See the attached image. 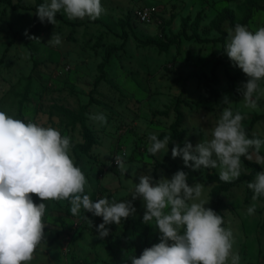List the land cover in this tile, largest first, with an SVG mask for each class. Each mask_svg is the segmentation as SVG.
<instances>
[{
	"label": "rangeland",
	"instance_id": "374dc122",
	"mask_svg": "<svg viewBox=\"0 0 264 264\" xmlns=\"http://www.w3.org/2000/svg\"><path fill=\"white\" fill-rule=\"evenodd\" d=\"M44 2L0 0V111L70 137V155L88 181L84 194L93 201H131L136 212L120 225H106L110 234L102 240V217L83 208L73 216L69 201H41L33 194L36 204H46L45 239L30 264H131L128 256L139 258L161 234L143 223V200H133L130 189L141 175H151L155 184L181 170L190 186L204 185L205 207L225 206L217 214L233 232L240 264H264V196L253 201L247 187L264 171L255 154L251 161L241 158L244 171L227 184L218 179L219 168L193 171L171 155L186 139L193 146L211 139L226 107L244 116L249 138L264 140V98L256 109L244 107L238 89L248 77L223 52L236 24L251 31L264 27V0H101L104 12L95 21L69 20L61 10L56 25L36 15ZM146 8L152 20L139 22L137 13ZM54 33L61 37L59 46L48 44ZM225 97L230 104L223 103ZM58 106L79 118L58 115ZM98 113L107 124L90 118ZM179 117L168 151L151 155L148 135L173 136ZM125 152L129 170L122 175L115 156ZM253 203L255 213L248 215Z\"/></svg>",
	"mask_w": 264,
	"mask_h": 264
},
{
	"label": "clouds",
	"instance_id": "9594fccd",
	"mask_svg": "<svg viewBox=\"0 0 264 264\" xmlns=\"http://www.w3.org/2000/svg\"><path fill=\"white\" fill-rule=\"evenodd\" d=\"M61 10L69 20L87 17L95 21L104 12L101 0H45L38 6L36 15L42 23L56 25ZM29 38L38 40L34 36ZM61 43L57 33L48 41L53 46ZM223 52L248 77L238 89L244 107L256 109L258 101L264 98V88L260 87L264 80V27L251 31L236 24L228 31ZM230 102L225 97L223 103ZM90 118L107 124L103 113ZM243 120L240 111L233 113L231 107L224 108L211 131V139L195 146L186 139L183 147L176 144L171 149L172 158H182L184 165L193 171L219 168V179L226 183L238 179L244 171L242 157L251 161L255 154L256 163L264 166V156L259 155L264 140L249 138ZM148 140L147 151L151 155L168 151L169 136L161 140L150 133ZM71 147V138L62 136L57 129L25 123L0 111V264H30L45 239L46 204H36L33 194L41 201H69L73 216L79 215L83 208L102 217L103 223L97 228L102 240L110 234L106 225H120L135 214L131 201L110 202L107 197L93 201L84 194L88 181L75 165ZM127 155L125 152L115 156L122 175L129 170L125 162ZM132 170L135 176L136 171ZM153 179L149 174L141 175L130 191L133 200H143L146 209L143 223L159 230L160 242L145 248L139 258L128 256L131 264H240L239 254L233 252L232 230L223 227L221 215L205 207L209 201L202 198L203 184L190 186L188 174L183 170L155 184ZM247 187L254 193L253 201L264 196V171L257 172ZM255 210L253 203L247 214L253 215ZM84 218L88 220L87 216Z\"/></svg>",
	"mask_w": 264,
	"mask_h": 264
},
{
	"label": "trees",
	"instance_id": "16d2710c",
	"mask_svg": "<svg viewBox=\"0 0 264 264\" xmlns=\"http://www.w3.org/2000/svg\"><path fill=\"white\" fill-rule=\"evenodd\" d=\"M57 113H58V115H61V116H65V117H68V116H72V117H75L74 118V120L76 121L78 118H79V115H75V114H72L69 110H67V109H65L64 107H62V106H58L57 107ZM180 125V117L178 118V120H177V122L173 125V136H171L170 137V140H169V142H171V141H173L174 139H175V137H176V135L178 134V126ZM219 179V178H218ZM220 182L221 183H223V184H227L226 182H223V181H221L220 180ZM224 189V188H223ZM226 189H228L227 187H226ZM225 189V190H226ZM220 205L221 204H215L214 205V211L216 212V213H218V207L220 208ZM223 209H225V206H223L222 205V207L220 208V210H223ZM133 227L137 230V231H139L140 233H142V234H144L145 235V232L146 231H144L143 230V228H141L140 227V223H134L133 224Z\"/></svg>",
	"mask_w": 264,
	"mask_h": 264
},
{
	"label": "built area",
	"instance_id": "2783aa9c",
	"mask_svg": "<svg viewBox=\"0 0 264 264\" xmlns=\"http://www.w3.org/2000/svg\"><path fill=\"white\" fill-rule=\"evenodd\" d=\"M153 14L150 8L143 9L142 11H139L137 13V18L139 19V22L142 23H150L152 20Z\"/></svg>",
	"mask_w": 264,
	"mask_h": 264
}]
</instances>
